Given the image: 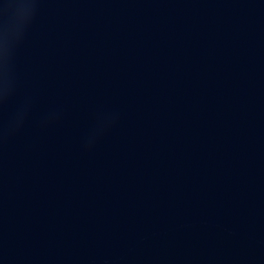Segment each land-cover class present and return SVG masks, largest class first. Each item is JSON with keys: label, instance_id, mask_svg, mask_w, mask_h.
Wrapping results in <instances>:
<instances>
[{"label": "water", "instance_id": "obj_1", "mask_svg": "<svg viewBox=\"0 0 264 264\" xmlns=\"http://www.w3.org/2000/svg\"><path fill=\"white\" fill-rule=\"evenodd\" d=\"M0 264H264V0H0Z\"/></svg>", "mask_w": 264, "mask_h": 264}]
</instances>
